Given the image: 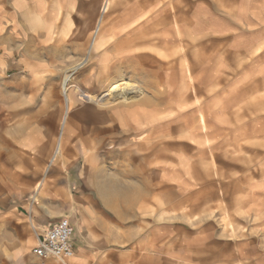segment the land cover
I'll return each mask as SVG.
<instances>
[{
  "label": "crops",
  "instance_id": "1",
  "mask_svg": "<svg viewBox=\"0 0 264 264\" xmlns=\"http://www.w3.org/2000/svg\"><path fill=\"white\" fill-rule=\"evenodd\" d=\"M113 7V0H0V264H196L193 234L164 241L161 230L144 227V215L132 221L131 214L107 212L97 189L106 196L117 182L95 186L89 170L95 168L98 149L84 136H100L101 126L110 121L132 126L139 138L194 136V124L205 144V136L260 135L264 0H126L120 42L130 46L139 26L142 49L152 43L144 35L156 31V44L185 54L188 63L182 57L178 70L182 82L168 84L171 99L155 106L140 84L143 95L135 100L102 105L82 101L74 92L68 105L62 84L75 64L96 63L87 85L99 92L86 91L95 97L112 81L128 78L130 49L110 51L114 35H105L99 18L86 54L64 70L61 113L58 82L52 80L58 69L50 63L59 57L47 52L48 45L61 42L54 30L70 16L83 21L84 14L92 16L99 8L101 14L112 13ZM192 61L197 62L193 68ZM221 80L224 84L214 88ZM250 81L252 90H244ZM180 127L187 132L180 133ZM62 217L74 228L73 256L65 262L36 259L32 248L41 231Z\"/></svg>",
  "mask_w": 264,
  "mask_h": 264
},
{
  "label": "rangeland",
  "instance_id": "2",
  "mask_svg": "<svg viewBox=\"0 0 264 264\" xmlns=\"http://www.w3.org/2000/svg\"><path fill=\"white\" fill-rule=\"evenodd\" d=\"M113 1L112 13L101 14L99 8L92 16L84 14L83 21L70 16L60 30H54V36L61 42L48 45L47 52L59 57L50 63L58 69L52 80L58 82L61 113L64 70L86 54L99 18L100 23L105 24V35H114L110 51L116 54L120 49H130L125 60V66H131L125 67L127 77L145 87L149 104L168 102L171 96L166 91L167 85H177L183 80L178 70L183 68L185 54H180L178 48L156 44V31L144 35L149 43H154L142 49L139 26L132 33L135 39L130 46L120 42L123 36L120 31L126 29L123 22L126 0ZM87 16L89 19L85 18ZM83 40L85 44H80ZM196 64L192 61L190 67ZM80 66L81 72L72 76L69 90H75L76 82L81 89L98 93V87L87 85L90 69L95 68L96 63L90 59ZM167 72L171 75L165 77ZM194 80L193 90L199 96ZM223 84L221 80L212 85L218 89ZM261 84L260 81L259 86ZM246 85L244 90L251 91L254 84L250 81ZM76 96L80 97L77 92ZM77 108L70 115L75 114ZM259 121V136H205L206 144L203 136L198 135L201 131L196 124L191 127L194 136L139 138V131L132 126L111 121L109 126L106 122L101 126L100 136H84L98 149L95 168H90L89 176L97 188L98 182H117V188L108 190L106 196L97 189L109 214H131L132 221L144 215L148 219L144 227L161 230L164 241L184 234L182 238L188 239L187 235L193 234L196 264H255L257 260L264 264L263 111ZM185 127L177 130L184 134L188 130Z\"/></svg>",
  "mask_w": 264,
  "mask_h": 264
},
{
  "label": "built area",
  "instance_id": "3",
  "mask_svg": "<svg viewBox=\"0 0 264 264\" xmlns=\"http://www.w3.org/2000/svg\"><path fill=\"white\" fill-rule=\"evenodd\" d=\"M74 228L67 217L46 226L40 233L32 253L41 258H53L65 262L74 254Z\"/></svg>",
  "mask_w": 264,
  "mask_h": 264
},
{
  "label": "bare ground",
  "instance_id": "4",
  "mask_svg": "<svg viewBox=\"0 0 264 264\" xmlns=\"http://www.w3.org/2000/svg\"><path fill=\"white\" fill-rule=\"evenodd\" d=\"M80 64L81 63L75 64L73 67H71L70 68L71 72H67L66 75L64 76V79H63V84H62V86H63V94H64V97H65V101L67 102L68 105H69V103H72L70 101H71V98H72L71 95H72L73 91L77 92L79 94V96H80L79 99L82 100V101L97 100L102 105H107V104L114 103V102H128V101H131V100L138 99L140 96L143 95L142 91L144 89L142 90L140 88V86L138 85V83L132 82L128 78L127 79L119 78V79H117L115 81H112L109 84V87H107L105 92L100 97H95L94 95H92V94H90V93H88L86 91H80V88L78 86H75V90H73V91L71 89L69 90V88H68L69 83L71 82L72 76L75 74V72L79 68Z\"/></svg>",
  "mask_w": 264,
  "mask_h": 264
}]
</instances>
